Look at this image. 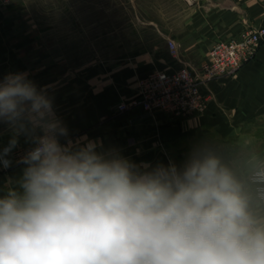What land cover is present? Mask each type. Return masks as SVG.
I'll list each match as a JSON object with an SVG mask.
<instances>
[{
	"label": "clouds",
	"instance_id": "clouds-1",
	"mask_svg": "<svg viewBox=\"0 0 264 264\" xmlns=\"http://www.w3.org/2000/svg\"><path fill=\"white\" fill-rule=\"evenodd\" d=\"M0 167L32 147L0 196V264H264V148L192 146L183 163L136 164L66 139L47 88L0 77ZM65 138V142H61Z\"/></svg>",
	"mask_w": 264,
	"mask_h": 264
},
{
	"label": "crops",
	"instance_id": "crops-1",
	"mask_svg": "<svg viewBox=\"0 0 264 264\" xmlns=\"http://www.w3.org/2000/svg\"><path fill=\"white\" fill-rule=\"evenodd\" d=\"M174 1L177 7H168L159 47L134 48L128 61L56 70L54 63L45 62L47 57L26 49L29 40L11 39L13 29L23 27L21 7L5 6L0 0V77L28 73L38 88H47L56 116L68 130L66 139L86 137L100 150H114L138 165L169 161L181 165L192 146L209 141L227 151L237 138L255 136L264 148V42L238 70L201 84L207 95L201 110L176 118L163 111L145 112L140 104L131 103L138 94V79L148 72L185 66L199 75L214 43L229 41L247 27L264 26V0ZM168 40L176 43L174 57ZM119 104L126 108L120 110ZM10 136L8 126L0 125L4 146ZM31 147L24 136L19 137L8 157L11 166L0 167V196L6 194L9 182L16 186L25 167L19 161Z\"/></svg>",
	"mask_w": 264,
	"mask_h": 264
},
{
	"label": "rangeland",
	"instance_id": "rangeland-1",
	"mask_svg": "<svg viewBox=\"0 0 264 264\" xmlns=\"http://www.w3.org/2000/svg\"><path fill=\"white\" fill-rule=\"evenodd\" d=\"M1 1L21 7L23 27L11 39L29 40L26 49L56 70L128 61L134 48L159 47L168 7H177L174 0Z\"/></svg>",
	"mask_w": 264,
	"mask_h": 264
},
{
	"label": "built area",
	"instance_id": "built-area-1",
	"mask_svg": "<svg viewBox=\"0 0 264 264\" xmlns=\"http://www.w3.org/2000/svg\"><path fill=\"white\" fill-rule=\"evenodd\" d=\"M170 56L177 54L175 42L170 40ZM264 42V26L247 27L245 31L229 41L214 43L198 75L191 68L181 66L174 71H151L138 79V94L132 104H140L145 112H166L183 118L193 111L201 110L207 100L202 92V83L207 79L233 73L248 62ZM123 110L126 105L119 104Z\"/></svg>",
	"mask_w": 264,
	"mask_h": 264
}]
</instances>
